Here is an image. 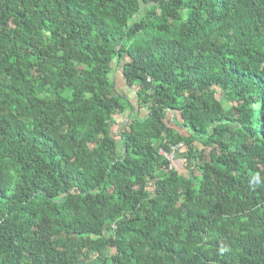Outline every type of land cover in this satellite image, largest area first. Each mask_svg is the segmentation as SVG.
Segmentation results:
<instances>
[{"label": "trees", "instance_id": "1", "mask_svg": "<svg viewBox=\"0 0 264 264\" xmlns=\"http://www.w3.org/2000/svg\"><path fill=\"white\" fill-rule=\"evenodd\" d=\"M0 264H264V0H0Z\"/></svg>", "mask_w": 264, "mask_h": 264}, {"label": "rangeland", "instance_id": "2", "mask_svg": "<svg viewBox=\"0 0 264 264\" xmlns=\"http://www.w3.org/2000/svg\"><path fill=\"white\" fill-rule=\"evenodd\" d=\"M128 94H130V95H131V93H128ZM223 103H225V102L223 101ZM224 105H226V104H224Z\"/></svg>", "mask_w": 264, "mask_h": 264}]
</instances>
